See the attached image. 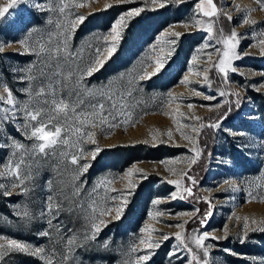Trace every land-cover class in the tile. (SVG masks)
I'll return each instance as SVG.
<instances>
[{
    "label": "rangeland",
    "instance_id": "374dc122",
    "mask_svg": "<svg viewBox=\"0 0 264 264\" xmlns=\"http://www.w3.org/2000/svg\"><path fill=\"white\" fill-rule=\"evenodd\" d=\"M58 2L59 0H24L10 9L5 19L0 20V47H3V51L0 52V85L6 83L20 100L26 99V94L21 90L27 87L28 82L21 79L25 73L14 69L26 68L36 62L37 57L35 53L25 51L17 41L26 38L23 26L35 27L40 34L45 35L56 31L55 23L60 15L56 12L41 11L36 5L52 3L55 6ZM198 2L199 0H184L181 4H169L163 9L156 8L153 11L150 0H132V3L128 4H119L117 0H75V4L83 3L84 6H71L66 10L86 15L94 10L105 9L106 5H113L106 8L108 9L106 14L94 16L77 35V28L70 35L71 50L75 52L83 48V60L79 61L83 67L94 48L103 45L100 36L110 30V24L114 23L119 15L132 7L146 9L140 16L127 22V28L123 31L122 40L118 45L119 57L112 61L106 75L87 77L84 81L88 87H92L108 84L110 81L114 85H119L121 78L124 82L132 80L134 97L139 102L133 111L134 122L111 131L107 126L96 129L99 146L101 149L106 147L104 168L101 171L93 168L90 173L86 172L80 178L87 181L84 193L79 198L84 208L80 209L64 202V209L73 207L75 211L60 212V214L64 212L66 216L75 215L80 218L82 221L78 223L79 227L75 228L72 225L67 227L59 214L57 219L53 220V226H60L58 233L54 227L48 225L47 220L50 217L47 213L41 216L45 198L53 190L63 187L61 181L68 184L71 173L75 171V166L67 162L60 163L58 155H50L46 159H41L40 167L34 169V179L29 183L31 191L24 195L18 189H14L13 198L5 200L9 211L0 212V223L9 232L0 230V234L45 247L44 244L38 243V238L41 237L39 233L48 231L50 233L48 239H41L45 241L47 246L45 248L50 251L53 249L51 245L60 240L63 252L61 236L75 233L83 241V234L89 231L87 209L90 198L86 193L91 192L101 180L112 181L107 191L103 187L97 191L100 197L117 196L119 199L121 193L112 192L111 189L124 190L131 180L136 186L132 190L122 218L114 220L111 226L107 225L106 233L96 241L98 249L103 248L105 241L108 242V247L103 248L106 259L97 253L93 255L94 257H86L91 254L83 255L76 248L74 260L70 264H132L137 256L144 254L133 253L131 247L138 244L140 236L147 235L140 232L146 224L158 230L151 234L154 240H162V234L170 235V238L163 241L155 250L147 264H187L191 255L182 247V242L171 235L178 231H182L185 237L183 243L188 244L201 259H205L203 252L196 247L192 238L204 232L209 234V238L204 242L206 247L211 245L206 257L208 264H264V241L258 237V234L264 235V231L251 230L256 228V225L252 224L253 220L264 221V200L249 201L248 198L249 192L256 196H264V55L261 54L259 45V40L264 39V9H261L257 0H214L221 14L214 18L213 32L209 33L207 32L209 18L197 12L195 5ZM8 3L9 0H0V7H6ZM237 5L239 9L235 7ZM225 13L233 19L229 20ZM108 14H111V18L108 25L104 26L103 18ZM246 14L249 19L258 23L242 24L240 21ZM50 19L52 23H49ZM195 19L201 20L203 26L198 28L191 23ZM185 23H188L189 27L185 28ZM221 30L225 37L230 35L232 30L239 34L237 52L241 56L232 62L235 71L230 69L227 77L212 67L219 59L214 49L217 47L223 49V45L217 43ZM171 31L181 32L182 36L177 44L170 48L161 36L162 33ZM35 38L36 34H33L29 38V43ZM158 40L156 53H153L151 46L157 44ZM205 44H209L210 47L204 48ZM161 48L165 53L170 50L173 53L166 68L161 72L162 77L151 84L146 82L147 79L135 80L145 65H148V71L152 70L154 65H150L149 60L153 55L159 54ZM207 53L212 54L211 60L207 58ZM244 53L247 55H243ZM194 56L197 57L195 61L192 59ZM206 68L209 69L207 83L202 75ZM185 76L192 83L182 82ZM221 91L226 95L220 96ZM3 92L4 88L0 86V93ZM169 92L179 98L169 101ZM195 92L201 95H195ZM235 92L240 93L239 97L234 95ZM208 96L214 99H205ZM237 99L239 106L236 103ZM232 103L234 110L229 118L227 113ZM218 104L224 108L221 115L205 121L204 116L210 113L215 116L221 109L215 108ZM189 105L193 107L189 108ZM0 107L4 105L0 103ZM221 116L224 118L221 119ZM194 117L202 119L197 121ZM19 123L21 120L18 118L15 123H8L4 130L0 131V162L4 161L11 151L4 147L9 142L8 137H14L21 143L31 146L32 141L19 130ZM217 123V127H212L214 149L208 157L204 178L193 188L191 184H186L183 173L190 167V161L194 157L190 149L195 147L201 150L198 139L202 129L198 134L193 133L192 126L199 128L200 124ZM169 130L173 133L171 139L167 136ZM182 132L192 136L196 143L185 139ZM153 135L157 136L156 140L152 139ZM126 144L136 145L135 149H131L134 157L128 161L126 149L117 146ZM81 147L87 155L95 145L88 142ZM63 150L65 149H60ZM88 160L91 164L90 155ZM170 168L175 171H170ZM129 169H142L144 175L134 173L128 177L126 173ZM172 180H180L181 185L190 186L192 192L203 193L202 205L206 206L209 203L212 209L211 216L204 223L192 220L198 205L187 200L185 194L181 198H171L170 194L177 191L178 187L170 183ZM48 181L52 182L51 190L47 186ZM0 183L8 184V181L0 177ZM66 191L70 192L71 189ZM156 200L161 202L154 204ZM25 205L33 216L27 223L16 215V212ZM183 213L187 215H182ZM246 217L250 228L245 238L243 224ZM184 221L187 223L184 224L183 230L175 227ZM225 227L227 233L224 231ZM14 234H20L21 237ZM237 244L249 252L235 250L234 245ZM140 247L143 248L142 245ZM172 252H176V255H170ZM235 257L239 259L235 260ZM39 259L46 264V260ZM0 264L23 262L20 254L16 253L5 256Z\"/></svg>",
    "mask_w": 264,
    "mask_h": 264
},
{
    "label": "snow or ice",
    "instance_id": "6c2138e0",
    "mask_svg": "<svg viewBox=\"0 0 264 264\" xmlns=\"http://www.w3.org/2000/svg\"><path fill=\"white\" fill-rule=\"evenodd\" d=\"M23 2L24 0H9L6 7H0V20L5 19L6 14H9V10L13 9L15 5ZM150 2L153 5L152 10L155 11L156 8L163 9L169 4H181L184 0H150ZM117 3L128 4L132 3V0H117ZM257 3L260 4L261 9H264V0H257ZM71 6L83 7L84 5L83 3L75 4V0H59L55 6L52 3L36 5L41 11L56 12L60 15V18L55 23L56 31L54 32H49L45 35L40 34L35 27L23 26L26 38L17 42L25 51L35 53L37 57V61L29 64L26 68L14 69V71L25 73L21 79L26 80L28 85L21 91L26 94V99H18L6 83L0 85L4 88V92L0 93V103L4 105V107H0V131H3L8 123H15L19 118L21 120V123L18 125L19 130L22 131L28 140L32 141L29 147L14 137L7 138L9 142L4 147L11 149V151L4 161L0 162V177L7 180L8 184L0 183V189L4 190L0 194L11 196L13 195L12 190L18 189L20 193L27 195L32 190L29 187V183L34 179V169L40 167L41 159H46L50 155H58L60 163L67 162L75 166V171L71 173L69 183L64 184L63 181L60 182L63 187L53 190L45 198L44 209L41 212V216L45 212L47 213L48 217H50L47 220L48 225L54 227L58 233L60 232V226H53V220L57 219L62 210L70 212L74 210L73 207L64 209V202H67L69 205H75L80 209L84 208V205L79 202V198L84 193V185L87 181H83L80 178L91 166L88 156L90 155L91 160H95L97 155L102 151L96 138V129L98 127L103 129L107 126L108 130L111 131L122 125L126 127L129 123L134 122L133 111L139 103L134 97L135 89L132 86V80L124 82L121 78L119 85H114L110 81L108 84L94 85L92 87H88L84 81L87 77H91L94 73L100 71L105 63L115 54L122 40V33L127 28V22L134 17L140 16L146 10L144 7H132L129 11L119 15L118 19H115L114 23L110 24V30L100 36L103 45L95 47L88 60L81 67L79 61L83 60V48L73 52L69 39L71 33L87 17L79 13L66 12ZM112 6L109 4L106 5V8H111ZM195 7L198 13L209 18L207 32L212 33L215 23L214 18L221 14V10L217 8L214 0H199ZM235 7L239 9L238 5ZM225 15L227 14L225 13ZM227 18L229 20L233 19L230 15H227ZM240 22L250 25L258 23L255 20L249 19L247 14ZM49 23H52L51 19ZM191 23L195 24L198 28L203 26L202 21L199 19H195ZM184 27H189V24L185 23ZM33 34H36V38L29 43V38ZM238 35L235 30H232L231 34L225 37L221 30L217 43L222 44L223 49L219 47L214 49L219 59L212 67L218 69L225 77H227L230 69L235 71L232 68V62L241 56L237 52ZM181 36L182 33L178 31L164 32L161 39H164L171 48V46L177 44ZM158 44L159 40L157 44L151 46L153 53H156ZM259 45L261 54L264 55V39L259 40ZM208 47H210L209 44L204 45V48ZM2 51L3 47H0V52ZM172 54L171 50L165 53L161 48L159 54L153 55L149 60V64L154 65L152 70L148 71V65H145L141 68V74L135 80L144 81L160 74L166 68ZM211 55V53H207L209 60H211ZM243 55H247V53ZM192 59L195 61L197 57L194 56ZM208 70L206 68L202 73L205 83L209 80ZM189 71H191V68ZM197 75H201V73H197ZM182 82L192 83L187 76L184 77ZM194 94L201 95L199 92H195ZM219 94L220 96L226 95L223 91ZM234 95L239 97L240 93L235 92ZM168 97L169 101L179 98L174 97L171 92L168 93ZM205 99L211 100L214 97L208 96ZM236 103L239 106V99H237ZM192 107V105H189V108ZM221 107L222 105L219 104L215 106L216 109ZM228 111H231L230 107ZM222 118L224 117L221 116ZM194 119L199 121L202 118L194 117ZM205 126L204 124H200V127L197 128L193 125L192 132L198 134ZM207 126L217 127L218 123ZM181 134L184 135L185 139L191 140L194 144L196 143V140L192 136L186 135L183 132ZM167 136L169 139L172 138L173 133L171 130L167 132ZM152 139L156 140L157 136L153 135ZM88 142L95 145V147L86 155L81 145ZM61 148L65 150L60 151ZM72 149L76 151L72 152ZM190 151L194 153V157L190 163L195 164L201 156L202 150L194 147ZM169 170L175 171L171 168ZM134 173L144 175L142 169H129L126 176L131 177ZM183 175L193 184L195 183L194 178L188 176L186 172ZM111 183L112 181L101 180L92 188L91 192L86 193L90 198L87 209L89 231L83 234V241L75 233L61 236L64 250L60 254L59 264H70L74 260L76 248L83 247L89 241H95L102 231V226L107 227L109 223L122 218L129 203V197L136 185L129 180L128 187L124 190L112 188V192L121 193L119 199L117 196H111L110 198L107 196L100 197L97 190L103 187L107 191L108 185ZM170 183L178 186L177 191L170 194L172 199L181 198L184 194L192 195V188L190 186H182L180 180H172ZM47 186L51 190L52 182L48 181ZM67 189H71V191L67 192ZM248 198L249 201L252 199L264 200V196H256L252 192L248 193ZM160 202V200H156L153 203L159 204ZM16 215L23 218L26 223L33 219L32 213L26 205L17 211ZM156 215H162V213H156ZM182 215H187V213H183ZM106 217L110 219H105ZM186 223L187 221L178 223L175 227L183 230ZM201 223H204V221H201ZM252 224H255L256 228L251 230L264 231V221L257 222L253 220ZM249 228L250 225L246 217L243 224V236L245 238ZM157 231V229L147 224L140 229L141 233H147V235L140 236L138 244H133L131 251L133 253L143 252L144 254L137 256L132 264H147L162 242L170 238L169 234H162V240H154L151 234ZM224 231L227 233V227H225ZM39 234L44 237L50 235L48 231H42ZM171 235L181 241L182 247L191 255V259L187 261V264H208L206 257L209 254L211 245L206 247L204 244L205 240L209 238L207 232L192 238L196 247L202 250L205 259H201L200 255L194 252L188 244L183 243L185 237L182 235V231ZM102 247L106 249L108 242L105 241ZM16 253L39 257L46 260V264H57L55 248L49 251L45 247H38L28 242L0 234V262L4 260L5 256ZM170 255L175 256L176 252H172ZM177 258L179 259V257Z\"/></svg>",
    "mask_w": 264,
    "mask_h": 264
},
{
    "label": "trees",
    "instance_id": "16d2710c",
    "mask_svg": "<svg viewBox=\"0 0 264 264\" xmlns=\"http://www.w3.org/2000/svg\"><path fill=\"white\" fill-rule=\"evenodd\" d=\"M108 11V9H100V10H94L91 11L89 13H87L85 16L87 17L86 20L79 24L77 27V33L76 35L80 32V30L94 17V16H98L100 14H106ZM111 18V14H108L106 17L103 18V25L106 26L108 25V22ZM23 54H21L22 56ZM119 57V48L117 49V51L115 52V54L111 57V59H109L104 67L102 69H100V71L94 73L93 76L88 77V78H95L99 75H106V73L108 72V68L109 66L112 64V61L116 58ZM159 77H162V73L158 74L157 76L152 77L151 79H147L146 82L148 84H151L152 82H155L156 80H158ZM255 93H253L254 95ZM234 104L232 103L230 108L231 111L228 112L227 114L229 118H231L232 111L234 110L233 108ZM224 108H221L219 111H217V114H215V116L213 114H208L206 116L203 117V119H205V121H208L209 119H215V117H219L221 115V113L224 111ZM238 109V108H237ZM236 109V110H237ZM227 116V115H226ZM214 130L212 127H208L207 125L202 128V131L199 134V143L201 145V150H202V154L201 156L198 158L197 162L195 164H191L190 167H188L186 173L188 176H191L194 178L195 183L193 184L190 180L187 179V177H185V182L186 184L189 183L192 185V187H196V185L204 178L205 175V170H206V166H207V160L208 157L210 156V153L212 152V150L214 149ZM119 148L122 149H126V155H127V161L132 159L134 157L133 152L131 151V149H135L136 145L133 144H126V145H117ZM106 147L102 148V151L97 155L95 160H91V166L88 169V173H90L93 168H96L97 171H101L104 167V163L106 161ZM87 173V174H88ZM146 182V181H144ZM144 182H142V184H144ZM141 185V184H140ZM0 193H2L0 191ZM187 200L195 202L198 205V210L196 212V214L192 217V220H197L198 222L200 221H204L209 218L211 215H209V213L212 214V209L209 205V203H207V205H202V200H204V195L202 192H196L193 191L192 195H187L185 194L184 196ZM13 195L11 196H4L2 194H0V212H4L7 213L9 211L7 204L5 202V200H9L12 199ZM65 203H63L64 206ZM75 211V209L73 210ZM60 219L63 220V223L68 227V226H74L75 228L79 227L78 223L81 222L82 220H80V218H78L75 215H71V216H66L65 213L63 212L62 214H60ZM114 223L111 222L108 225L111 226V224ZM21 226H18V228ZM0 230L3 231H8L6 230V228H3V226L0 223ZM9 232V231H8ZM106 233V227H104L102 229V231L99 233V235L97 236V239L95 241H89L87 243L84 244L83 247L78 248L77 250L79 252H81L83 255L85 254H91L90 256L86 255V257H94L93 255L95 253H97V255H100V257L106 259V252H104L103 248H97L98 244L96 243V241H98L99 239L102 238V236ZM13 234V233H12ZM18 237H21L20 234H14ZM258 237L260 238V240L264 241V235L262 234H258ZM39 239V244H44V246L47 248V246L45 245V241L43 242L42 240H47L48 237H44L41 236L38 238ZM42 239V240H41ZM51 245V244H50ZM52 248H55L56 251V262H58L57 264H59L60 262V254L62 253V243L59 240V242H54L53 245H51ZM234 249L241 251V252H249L247 250H244L242 248L241 245L237 244L234 245ZM20 254V253H19ZM21 256V261L23 262V264H44L42 260H40L38 257L35 256H31V255H25V254H20ZM239 259L238 257L234 258ZM236 264V263H235Z\"/></svg>",
    "mask_w": 264,
    "mask_h": 264
}]
</instances>
